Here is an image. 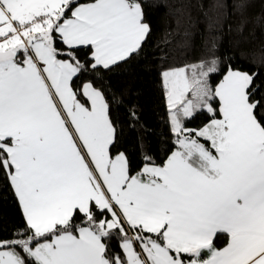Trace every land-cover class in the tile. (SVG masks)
Listing matches in <instances>:
<instances>
[{
	"label": "snow or ice",
	"instance_id": "6c2138e0",
	"mask_svg": "<svg viewBox=\"0 0 264 264\" xmlns=\"http://www.w3.org/2000/svg\"><path fill=\"white\" fill-rule=\"evenodd\" d=\"M150 31L140 0H0V176L25 222L0 264H264L257 72L213 42L161 73L166 157L114 151L103 73Z\"/></svg>",
	"mask_w": 264,
	"mask_h": 264
},
{
	"label": "trees",
	"instance_id": "16d2710c",
	"mask_svg": "<svg viewBox=\"0 0 264 264\" xmlns=\"http://www.w3.org/2000/svg\"><path fill=\"white\" fill-rule=\"evenodd\" d=\"M140 2L149 36L138 54L103 73L107 94L114 98V151H124L134 166L145 155L163 159L171 147L161 73L207 58L213 42L222 64L258 73V95H264V0ZM24 227L13 190L0 176V239H11Z\"/></svg>",
	"mask_w": 264,
	"mask_h": 264
}]
</instances>
